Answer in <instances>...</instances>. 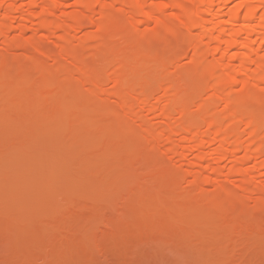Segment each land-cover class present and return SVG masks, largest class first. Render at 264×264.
Returning a JSON list of instances; mask_svg holds the SVG:
<instances>
[{"label":"bare ground","instance_id":"1","mask_svg":"<svg viewBox=\"0 0 264 264\" xmlns=\"http://www.w3.org/2000/svg\"><path fill=\"white\" fill-rule=\"evenodd\" d=\"M0 258L264 264V0H0Z\"/></svg>","mask_w":264,"mask_h":264},{"label":"rangeland","instance_id":"2","mask_svg":"<svg viewBox=\"0 0 264 264\" xmlns=\"http://www.w3.org/2000/svg\"><path fill=\"white\" fill-rule=\"evenodd\" d=\"M167 16H168V15H166L165 17L168 19V17H167ZM169 17H170V16H169ZM21 55H22V56H25V54H21ZM23 150H24V149H23ZM20 151H21L22 153H21ZM24 152H25V150H24V151H22V150H19V153H20V154H23ZM0 259H1V258H0ZM0 261H1V260H0Z\"/></svg>","mask_w":264,"mask_h":264}]
</instances>
